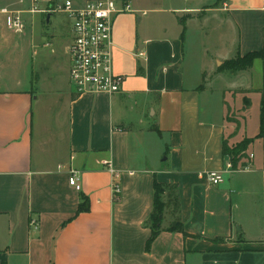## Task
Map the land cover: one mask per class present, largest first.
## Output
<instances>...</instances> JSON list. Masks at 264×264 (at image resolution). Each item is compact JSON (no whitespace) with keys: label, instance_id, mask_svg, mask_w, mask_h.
Instances as JSON below:
<instances>
[{"label":"crops","instance_id":"obj_1","mask_svg":"<svg viewBox=\"0 0 264 264\" xmlns=\"http://www.w3.org/2000/svg\"><path fill=\"white\" fill-rule=\"evenodd\" d=\"M128 1L113 27L122 91L78 95L71 27L68 38L47 35L30 0H0V264H264V58L224 67L264 50V0ZM11 13L21 30L9 28ZM163 132L167 165L157 167L138 146ZM244 139L236 169L210 185L206 173L228 161L223 143ZM107 164L120 172L117 201ZM154 182L164 211L147 248ZM81 196L89 210L76 215ZM176 222L185 235L168 230Z\"/></svg>","mask_w":264,"mask_h":264},{"label":"built area","instance_id":"obj_2","mask_svg":"<svg viewBox=\"0 0 264 264\" xmlns=\"http://www.w3.org/2000/svg\"><path fill=\"white\" fill-rule=\"evenodd\" d=\"M40 3L47 6L41 10ZM1 12L8 13L6 10ZM29 12L44 15L62 13L70 21L72 41L68 50V76L76 94L114 95L122 91L125 79L113 70V27L120 14L131 12L128 0H87L81 6H75L70 0H65L61 5H55L53 0H30ZM11 14L9 28L21 30L23 25L20 14ZM107 165L112 175L113 200L117 201L121 192L118 183L120 172L110 168V164ZM232 171L231 163L227 161L224 170L209 171L206 178L210 185L217 186L224 181L223 175ZM79 182L78 173L70 172V187L80 191Z\"/></svg>","mask_w":264,"mask_h":264},{"label":"trees","instance_id":"obj_3","mask_svg":"<svg viewBox=\"0 0 264 264\" xmlns=\"http://www.w3.org/2000/svg\"><path fill=\"white\" fill-rule=\"evenodd\" d=\"M256 58L263 59L264 50L258 53H250V54L245 55L242 58H238L236 60L230 61L227 64H225L224 67L230 70L246 69L251 66L252 62ZM154 131L159 135V130L157 129V127L154 128ZM263 136H264V103L262 101L261 112H260V117H259L258 137L261 138ZM250 142L251 140L244 139L242 142H240L239 144L233 147H228L225 143H223L221 155L223 158H227V160L231 163V166L233 169H236L237 163L241 160L242 157H244V152L247 150ZM153 188H154L153 210L148 220L151 234L146 244L147 248L149 247L150 243L157 237V235L160 232L159 226H160L161 217L164 211V204L162 202V195L164 193V187L163 185L158 184L157 182H154ZM81 198H82V202L78 206L76 215L87 212L89 210L87 199L83 196H81ZM171 200L172 202H174L176 206L177 205L176 194H174L171 197ZM168 230L170 232H180L184 234L181 223L179 222L174 223ZM1 264H5V263H1Z\"/></svg>","mask_w":264,"mask_h":264},{"label":"rangeland","instance_id":"obj_4","mask_svg":"<svg viewBox=\"0 0 264 264\" xmlns=\"http://www.w3.org/2000/svg\"><path fill=\"white\" fill-rule=\"evenodd\" d=\"M26 1V3L29 2V0H24ZM55 5H61L64 3L65 0H53ZM72 1V0H70ZM166 4L169 5L170 1L169 0H164ZM216 0H186V3L184 4L182 2V0H179L178 2H175L174 0H172V5L173 6H187V7H195V6H202V5H210L212 3H214ZM45 8V5L44 4H39V9L43 10ZM36 18H39L40 16L37 14L35 16ZM181 17V16H180ZM42 20L44 22V20L46 21V15H43L42 16ZM42 22V23H43ZM51 26L49 25H46V24H42L44 27V31L46 32L47 35H50V34H56V35H63V37H70V27H71V24H70V21L67 19L66 15L65 14H62V13H58V14H53L52 17H51ZM18 39V38H16ZM19 42V45H20V41ZM197 44V43H195ZM197 52L200 54V51L197 50ZM68 86L70 88L71 91H75L73 85L70 83H68ZM253 113L250 114V118H249V134H252V131L251 129L253 130L254 128V122H255V112L257 111L256 108H253ZM230 116L232 117V115L230 114ZM233 118V117H232ZM234 119V118H233ZM175 123V124H174ZM173 124H171L172 126H177V123L174 122ZM254 131V130H253ZM168 138V133L167 132H163V135H162V140L161 138H158L156 134H151V136H149V140H145L143 142V145L142 146H138L142 152H147V153H151L153 154L152 155V160L155 164V166L157 167H166L165 165V162H163V160L165 159V156L162 155L161 158L158 157V154L160 152L163 151L164 149V145H165V142ZM136 140H134L132 142L135 143ZM167 145L169 143H166ZM139 150V149H138ZM172 193V192H170ZM167 219L165 220V223H167Z\"/></svg>","mask_w":264,"mask_h":264},{"label":"water","instance_id":"obj_5","mask_svg":"<svg viewBox=\"0 0 264 264\" xmlns=\"http://www.w3.org/2000/svg\"><path fill=\"white\" fill-rule=\"evenodd\" d=\"M50 16H51V14H49V13L46 14V24L48 23Z\"/></svg>","mask_w":264,"mask_h":264}]
</instances>
